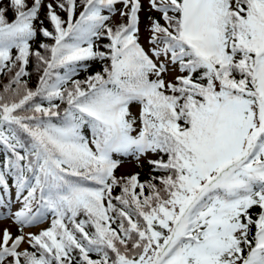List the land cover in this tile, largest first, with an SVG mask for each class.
Listing matches in <instances>:
<instances>
[{"label":"snow or ice","instance_id":"obj_1","mask_svg":"<svg viewBox=\"0 0 264 264\" xmlns=\"http://www.w3.org/2000/svg\"><path fill=\"white\" fill-rule=\"evenodd\" d=\"M149 4L164 23L148 18V51L141 0H57L66 19L48 3L52 31L42 0L0 6V210L20 226L0 264H264V0ZM148 152L167 156L149 160L162 175H115V154Z\"/></svg>","mask_w":264,"mask_h":264},{"label":"trees","instance_id":"obj_2","mask_svg":"<svg viewBox=\"0 0 264 264\" xmlns=\"http://www.w3.org/2000/svg\"><path fill=\"white\" fill-rule=\"evenodd\" d=\"M33 2V0H27V3L29 5H31ZM77 2L79 3V0H77ZM9 3V0H0V6H7ZM48 3H51L53 4V7L56 9L57 13L64 19H66V13L61 11L59 8H56V3H57V0H42V6L39 10V20L36 22V27H37V30H39V28L41 27V24H40V21H43V27L47 28L49 31H52L53 30V27L50 23V21L46 18V13H47V7L46 5ZM121 4V3H119ZM119 4H116L115 7L117 9V11L112 15V21L115 22V23H120L121 22V17L120 18H117L115 20V17L114 15L116 13L119 12L120 10V5ZM82 10V7H78L77 10H76V13L77 15L79 14V11ZM144 16H145V19H146V27L147 25L149 24V17H154L156 19H160L161 17V13H159L158 11L154 10V9H151L150 6H147V9L145 10L144 12ZM7 19L9 21L13 20L14 19V16H13V12L11 10H9L7 12ZM126 20V18H125ZM160 22L163 24L164 21L162 19H160ZM43 42V43H48V44H52L53 41L51 40V38H46V37H43L41 34H39V31H38V35L33 39V41L31 42V47L32 49H39V44ZM109 41L106 39V38H102L100 40H98L96 43L98 45H100V50L104 51L105 49L102 47L104 44L108 43ZM41 52H43V49H39ZM103 63H107V61L103 62ZM103 63L98 61V60H94V61H90L89 64H90V67L88 68L87 72H84V71H81L78 75V79H84L87 75H90V74H93L97 71H102V68H103ZM27 70L30 72V77H28L27 79L29 80V86L30 87H35V84L37 82V69H36V64H35V58L34 57H31L30 58V63L28 65V68ZM180 74V73H179ZM186 74V73H185ZM195 75H199V73H196ZM8 80V77L7 76H4V75H0V89H2V85L4 83H6ZM136 103H133L131 106H130V111L132 109V107L135 105ZM139 105V104H138ZM132 112V111H131ZM132 114L134 115V113L132 112ZM139 115V114H138ZM138 115H136L138 117ZM135 116V115H134ZM139 123V121H138ZM163 158L164 160H167V156L162 154V153H155L154 156L152 158H149L147 162H145L144 165H139V170L137 172L138 174V179L140 182H144V181H147V180H150L153 176H160L162 175L163 173L160 172V171H153V165L149 164V160H158V159H161ZM3 159V156H2V153H0V161H2ZM118 169V167H117ZM117 169L115 170V175L117 177H124L122 175L119 174V172L117 171ZM128 176H131V175H128ZM126 176V177H128ZM8 182H9V185L11 186L12 183H13V179L12 177H8ZM158 183V181H156ZM10 191H12V188L10 189ZM137 191H139V189H137ZM120 194V188L119 187H116L114 188L113 190V196H116V195H119ZM260 210L259 208H253L252 209V212L253 213H258ZM51 219L52 217L50 216L49 220L47 221V224L44 228L42 229H45L47 227L50 226V222H51ZM253 231H254V227H253ZM29 250H32L30 245H28L27 247H25ZM93 259L96 258L95 254H93Z\"/></svg>","mask_w":264,"mask_h":264},{"label":"rangeland","instance_id":"obj_3","mask_svg":"<svg viewBox=\"0 0 264 264\" xmlns=\"http://www.w3.org/2000/svg\"><path fill=\"white\" fill-rule=\"evenodd\" d=\"M141 4H142V9L139 13L140 16V43L141 45L145 48L146 51H148L149 49V44H148V37L150 36V32L147 31V27H146V19L144 16V12L147 9V6H150L149 4V0H141ZM120 6L122 10L124 8L123 4H121ZM120 11L118 13H116L114 15L115 20L117 18H120ZM179 74L178 68L175 70V72L173 71L172 66H169V72L165 74V79L166 80H173L174 75ZM139 108L140 106L138 104H135L131 111L134 113V115H138L139 114ZM138 123V121H137ZM155 153L153 152H148L144 155H142L139 160L135 159L133 156L128 155V156H123L120 154H115L114 158H117L121 161V163L118 166L117 171L119 172L120 175L126 177L128 175H133V174H137L139 168V165H144L145 162L148 161L149 158H152L154 156ZM8 199L10 201H12L11 203V212L16 211L19 207L20 204L18 201H16V197H15V188H12V192L9 193L8 195ZM50 216V215H49ZM45 220L41 223H37L31 226H27L24 227L23 231L25 233L27 232H32V233H38L40 230H42V228H44L45 226ZM7 228L13 236L20 234V226L18 224H16L10 214V212L8 210H0V235H2L3 230ZM28 244L24 243L21 245L22 248L27 247Z\"/></svg>","mask_w":264,"mask_h":264}]
</instances>
